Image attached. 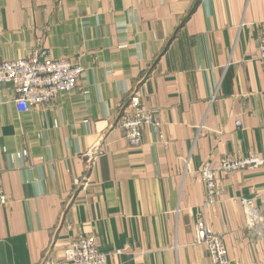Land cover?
Masks as SVG:
<instances>
[{
  "label": "crops",
  "instance_id": "obj_1",
  "mask_svg": "<svg viewBox=\"0 0 264 264\" xmlns=\"http://www.w3.org/2000/svg\"><path fill=\"white\" fill-rule=\"evenodd\" d=\"M262 22L264 0H0V62L44 49L83 67L76 89L27 112L0 84V264L59 260L79 236L106 264H209L197 173L264 160ZM131 94L160 111L161 137L147 127L137 148L117 124ZM218 190L207 228L230 264H264V227L240 204L264 222V163Z\"/></svg>",
  "mask_w": 264,
  "mask_h": 264
},
{
  "label": "built area",
  "instance_id": "obj_2",
  "mask_svg": "<svg viewBox=\"0 0 264 264\" xmlns=\"http://www.w3.org/2000/svg\"><path fill=\"white\" fill-rule=\"evenodd\" d=\"M258 50V60L264 62V22L259 25ZM82 74L83 67L79 62L68 58L53 59L44 49L32 51L27 58L0 62V84H8L13 88L14 104L20 112H27L35 106L48 105L59 94L73 91ZM128 99L125 106L123 104L119 107L120 117L117 122L128 145L133 148L139 147L142 144L143 130L147 127L161 137L160 111L157 108L142 107L134 94ZM236 124L240 125L239 122ZM263 163L264 160L257 156L226 158L217 165L204 163L197 173L205 191L203 206L195 214V242L206 249L209 264H230V260L221 236L207 228L203 207L217 201L221 176H228L233 172L257 167ZM6 202L7 196L0 186V205ZM240 204L249 212L248 225L260 231L261 227H264V222L258 224V214L251 202L241 200ZM118 253L119 251L114 252ZM106 260L107 254L97 247L92 238L79 236L64 246L59 260L47 259L43 264H106Z\"/></svg>",
  "mask_w": 264,
  "mask_h": 264
},
{
  "label": "water",
  "instance_id": "obj_3",
  "mask_svg": "<svg viewBox=\"0 0 264 264\" xmlns=\"http://www.w3.org/2000/svg\"><path fill=\"white\" fill-rule=\"evenodd\" d=\"M128 101H129V99H128ZM127 103H128V102H127ZM127 103H126V104H127ZM126 104H125V105H126ZM125 105H124V106H125Z\"/></svg>",
  "mask_w": 264,
  "mask_h": 264
}]
</instances>
